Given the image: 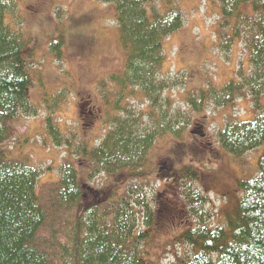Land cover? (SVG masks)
Wrapping results in <instances>:
<instances>
[{"label": "trees", "instance_id": "trees-1", "mask_svg": "<svg viewBox=\"0 0 264 264\" xmlns=\"http://www.w3.org/2000/svg\"><path fill=\"white\" fill-rule=\"evenodd\" d=\"M98 1L115 6L119 46L125 56L122 73L97 84L107 90L100 98L109 116L108 132L91 149L87 143L75 146L51 116L66 90L61 88L44 101L51 141L71 149L77 159L88 158L90 179L139 169L159 138L180 139L191 124L199 127L190 112L200 114L208 106L231 107L246 95L244 91L256 113L251 120L224 123L216 134L219 147L238 159L264 143V101L260 103L264 98V0H215L220 9L217 45L229 52L242 42L248 52V69L240 64L234 77L219 89L209 85L188 91L182 99L184 107L178 109L172 107L167 93L183 87L185 76L174 80L161 76L166 60L162 42L183 25L178 6L172 0ZM248 2L253 8L250 15L238 9ZM57 18L61 23L63 18ZM20 28L15 1L0 0V264H147L140 246L148 238L146 229L152 226L154 214L141 186L124 187L105 198L87 182L78 183L73 165L64 162L59 178L44 182L37 191L44 170L9 159L1 145L8 138L12 119L38 114L28 103L26 91L32 82L27 69L32 52L28 53L29 39ZM62 44L61 38L49 43L57 59L62 56ZM127 98H142L147 112L131 109ZM256 167L253 179L238 182L240 202L236 214L226 218L227 229L221 225L209 229L205 194L191 185L183 190L188 211L199 223L185 233L184 243L201 244V250L175 264H264V151ZM138 214L142 229L134 235Z\"/></svg>", "mask_w": 264, "mask_h": 264}, {"label": "rangeland", "instance_id": "rangeland-1", "mask_svg": "<svg viewBox=\"0 0 264 264\" xmlns=\"http://www.w3.org/2000/svg\"><path fill=\"white\" fill-rule=\"evenodd\" d=\"M14 1L22 21L20 29L29 39L27 51L32 52L27 69L32 82L26 91L28 103L38 114L30 117L21 114L9 122L8 138L1 144L9 159L22 160L44 170L36 188L44 182L56 181L64 162L73 165L78 183L87 182L105 198L112 191L141 186L154 214L152 226L146 229L148 238L140 246L141 258L147 264H175L177 260L192 258L201 250V244L187 245L184 236L199 223L188 211L183 190L191 185L190 188L195 187L205 194L209 229L216 225L227 229L226 218L236 214L240 202L239 180L253 179L257 174L256 163L264 151V143L235 159L219 147L216 137L226 122L253 119L256 110L249 94L244 91L246 95L231 107L208 106L200 114L190 112L192 121L199 127L191 124L180 139L170 135L156 139L139 169L90 179L88 158L77 159L71 149L57 147L51 141L45 123L49 113L44 101L61 88L67 91L51 116L61 133L72 139L75 146L87 143L91 149L108 132L110 123L106 120L109 116L100 98L107 90L99 89L97 84L103 79L107 83L110 75L120 74L124 68L125 56L119 46L115 6L98 0ZM172 1L182 12L183 25L162 42L166 60L161 76L171 80L185 76L183 87L167 93L172 107L178 109L184 107L182 99L188 91L207 89L209 85L219 89L234 77L240 64L244 70L249 65L248 52L242 42L235 43L229 52L219 49L217 1ZM57 8L61 10L58 14L63 18L61 23L55 13ZM238 9L244 14L253 13L249 2ZM8 17L11 16L6 17L10 24ZM58 38L63 41L60 59L49 49V43ZM263 101L262 97L260 103ZM128 102L135 111L148 110L142 98H127ZM138 217L134 235L142 229L141 215ZM212 258L215 260V256Z\"/></svg>", "mask_w": 264, "mask_h": 264}, {"label": "flooded vegetation", "instance_id": "flooded-vegetation-1", "mask_svg": "<svg viewBox=\"0 0 264 264\" xmlns=\"http://www.w3.org/2000/svg\"><path fill=\"white\" fill-rule=\"evenodd\" d=\"M89 114H90V112H89Z\"/></svg>", "mask_w": 264, "mask_h": 264}]
</instances>
